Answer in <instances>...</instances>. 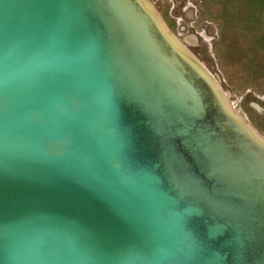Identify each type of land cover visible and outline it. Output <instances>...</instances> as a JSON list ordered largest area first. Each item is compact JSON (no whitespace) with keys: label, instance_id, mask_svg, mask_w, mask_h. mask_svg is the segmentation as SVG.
Wrapping results in <instances>:
<instances>
[{"label":"water","instance_id":"water-1","mask_svg":"<svg viewBox=\"0 0 264 264\" xmlns=\"http://www.w3.org/2000/svg\"><path fill=\"white\" fill-rule=\"evenodd\" d=\"M0 264H264V137L151 0H0Z\"/></svg>","mask_w":264,"mask_h":264},{"label":"rangeland","instance_id":"rangeland-1","mask_svg":"<svg viewBox=\"0 0 264 264\" xmlns=\"http://www.w3.org/2000/svg\"><path fill=\"white\" fill-rule=\"evenodd\" d=\"M200 1L210 30L203 24L193 28L192 17L180 12L176 16L184 17L185 29L171 22L173 34L205 64L234 108L264 137V0ZM164 16L168 21L167 12Z\"/></svg>","mask_w":264,"mask_h":264},{"label":"flooded vegetation","instance_id":"flooded-vegetation-1","mask_svg":"<svg viewBox=\"0 0 264 264\" xmlns=\"http://www.w3.org/2000/svg\"><path fill=\"white\" fill-rule=\"evenodd\" d=\"M159 3H157L155 0H151V2L154 4L155 8L159 12V14L164 19L166 25L168 28L173 32L171 29V22L173 26L176 23L178 25V29H185V26H183V14L185 17H192L191 19V26L193 28H199L204 25L203 29H209L211 25L210 21H206L202 17H204L205 13V7L202 5L200 0H157ZM175 1V2H174ZM168 2V3H167ZM171 2V4H170ZM166 12L169 16V22L165 18ZM172 12L174 14H172ZM183 12L182 15L176 16V13ZM203 24V25H202Z\"/></svg>","mask_w":264,"mask_h":264}]
</instances>
